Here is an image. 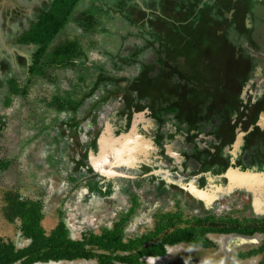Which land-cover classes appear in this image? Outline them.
Wrapping results in <instances>:
<instances>
[{"label":"flooded vegetation","instance_id":"1","mask_svg":"<svg viewBox=\"0 0 264 264\" xmlns=\"http://www.w3.org/2000/svg\"><path fill=\"white\" fill-rule=\"evenodd\" d=\"M136 1L150 11L144 0ZM197 6L200 12L215 16L196 21L199 37L188 35L182 27L174 30V17L168 36L158 35L154 26H150L152 32L131 26L121 17L125 31L104 36L101 43L93 42L94 37H85L88 42L78 34L70 36L69 47L74 50V42L78 43L82 55L70 57L71 65L58 62L53 83L45 77H31L32 55L20 53L17 43L41 8L30 9L24 0H0V76L13 80L21 67L27 77L21 86V112L30 119H25L29 122L22 140L25 134L31 135L26 142L30 153L37 146L43 153L41 140L52 143V137L60 136L61 161L81 151V158L74 160L75 170L66 177L72 185L82 176L85 185L79 198L89 203V214H99L100 221L94 226L89 220L75 228L60 219L57 225L63 223L72 240L85 242L106 235L121 237L127 245L136 242L134 248L115 251L121 255L138 254L147 235L151 239L142 248L179 231H192L210 240L207 247L186 241L167 244L163 255L140 257L142 264H171L172 247L184 243L193 249L208 248L213 243L210 234L264 235V231L217 230L264 225V0H201ZM177 32L179 36L172 35ZM18 54L27 58L26 66L19 65ZM4 59L12 65L5 74ZM38 91V102L31 103L32 94ZM8 98L2 102L4 107L13 101L11 97L7 105ZM43 133L46 138L41 139ZM127 139L137 149L134 163L120 161L114 146L120 147ZM106 148L110 159L120 162L113 165L112 174L98 160ZM51 165L56 172L58 166ZM35 200L41 201L45 218L46 202ZM132 222H138V230L144 229L129 236ZM86 247L97 254L110 253L93 242ZM77 260L100 264L99 255L48 262Z\"/></svg>","mask_w":264,"mask_h":264},{"label":"rangeland","instance_id":"2","mask_svg":"<svg viewBox=\"0 0 264 264\" xmlns=\"http://www.w3.org/2000/svg\"><path fill=\"white\" fill-rule=\"evenodd\" d=\"M50 2L51 0H24V3H27V6H29L30 9L33 8L34 10H36L38 7L44 8L46 4ZM100 3V0H82L75 13H77L79 16L80 12L88 9L87 14L89 15V8L97 9ZM105 12L107 11L97 12L99 17H102V19L97 26L98 31L95 30V32H91L92 35L89 34V30H86L83 24H78L77 21L73 22L72 20V24H67V27L62 29V31L56 36L53 45L61 43L58 48L69 51L72 50V47H69L72 44H67L69 43V40H71L69 39L70 36L75 37L76 34H78L79 37H83L82 40H88V42L90 41L89 38L94 37L97 38V40H92L93 42L101 43L104 36H116L120 32H124V19H121L120 16L117 17V15L116 17L111 18L110 15H107ZM29 23L27 24V27L30 25ZM108 29L110 30L109 33L105 32ZM99 36L103 37L99 38ZM19 50L22 54H31L30 51L26 52L25 46H19ZM54 52V57L58 61L63 57L66 59L70 56L65 54L59 55V52H56V49H54ZM17 69L18 71H15L13 75L16 77V79H18V81H20L21 86H24L27 77L25 76L24 70H20L21 67H18ZM0 77V119H4L5 122H8L5 126L6 130L3 131L0 137V160L4 159L12 161L9 167L4 170L0 169V237H3L5 240L13 239L16 242L18 248H22L30 243V240L24 237L20 230V220L10 221L4 214V197L6 192L10 189L14 192H19L24 198L29 197L32 199H44V202H46L44 206L46 205V208L44 211L45 218L42 224L47 232H50L51 229L57 225L60 219H64L68 224H71L70 226L75 228H77L78 225L89 223V220L95 224L94 226H96V223L100 221L99 214L93 213L90 215L89 203H81L79 198L83 193L81 188L85 185L83 182L84 179L81 176L79 181H77L75 184L69 185L71 183L66 177L69 172L75 170L76 162L74 160L81 158V151L78 153V155H76L75 158H72L71 156L67 157V155H65L61 161L58 155L60 146L57 144L60 141L58 138L60 139L61 137L54 136L52 137V143L48 140H41V143L44 144L42 147L43 153L39 152L40 148L38 146L35 149V153H33L35 150L30 153L28 144H26V142H29L32 136L25 134V140H22V133H24V130L27 126L26 124L29 122L25 120L28 118L27 113L21 112V109H23V95L22 93L19 95L12 93L15 90L17 84L16 81L9 80V76ZM47 80L48 79H46V81ZM33 87L37 88L34 86V84ZM40 93L41 92L38 91L32 94L30 99L32 101L30 102H38V96ZM6 96H8L9 99H11V97L13 98V101L10 103V105H8L9 107H4L2 105V102ZM32 119L35 120L34 117H32L31 120ZM43 137L46 138L44 133L43 136H41V139H44ZM47 137L49 139L51 138L50 136ZM32 143L33 141L30 142V145ZM132 143L133 141L131 139H127V141L122 142L123 145L120 147H117V145L114 143V146L117 148V151L120 154L118 156L120 161L127 160L128 163L136 162L137 157H135V151L137 149L132 145ZM24 144L27 146H24ZM110 155L112 154L109 153L108 149L106 148L102 158H99L98 160L100 161V166L104 169V171L112 174L114 172L113 165L117 164L119 159H110ZM36 162L43 163L45 166L41 167L42 165L36 164ZM48 164L57 165L58 169H56V172L55 169H53V165L48 166ZM57 170L60 171L61 176L57 174ZM76 173L77 175H80L79 172ZM72 186L74 187L71 189ZM92 189L96 191L98 190L97 187ZM143 190V188H139L140 192H143ZM148 198L151 199L150 197ZM80 211L82 217L79 214ZM83 216L86 217L85 220ZM143 229L138 230V222H132L128 226L127 235L134 236ZM78 233L79 230H75V234L79 235ZM210 238L213 240V243L208 248L199 247L193 249L184 243L172 247L174 255H171V264H178V262H181L180 264H259L264 257L263 253H257L252 256L243 254L260 246L264 242V235L262 234L248 237L210 234ZM94 262L95 261L92 262L89 260H77L75 262L51 261L48 263L39 262L36 264H94Z\"/></svg>","mask_w":264,"mask_h":264},{"label":"trees","instance_id":"3","mask_svg":"<svg viewBox=\"0 0 264 264\" xmlns=\"http://www.w3.org/2000/svg\"><path fill=\"white\" fill-rule=\"evenodd\" d=\"M81 1L82 0H52L47 7L41 8L38 12L37 19L33 20L17 38V43L26 46V50H29L31 47L33 48V51L29 50L32 51L31 63L29 64L32 78L36 79L37 76H41L54 83V70L57 63L61 61L64 66L67 64L71 65L73 62L69 61L70 57L73 55L76 57L82 55L78 43L73 44L75 45L74 50L68 49L70 52L58 48L60 45H53L56 36L72 20L75 22L77 21L78 24H83L85 29L89 30V34H91V32L93 33L95 30L98 31L97 26L102 19L97 12L107 11L105 13L110 15L111 18L119 15L121 18L128 20L131 26L142 27L144 30H149L150 26H154L153 28L156 29L158 35L168 36L172 29V26H170L171 23L169 22H171L172 17H174L175 23H177L173 27L174 30L178 27H182L188 35L199 37L200 27L197 26L196 29L194 28L196 21L200 20V22H204L212 18L215 19V16L209 14V11L206 14L199 11L197 5L201 0L191 1L189 3H184L182 0H179L176 4L172 5L168 4L170 0H144L145 7L149 8L151 12L144 9L136 0H100L101 3L97 9L89 8V15L87 14L88 9H86L80 12L78 16L75 11ZM172 35L179 36V33L177 32ZM181 36L184 35L181 34ZM54 49H56V52H59V55H70L69 58L67 57L66 60L63 57L59 61L56 60L54 57ZM83 55L85 59H88L86 53ZM17 61L22 67L26 66L28 62L27 58L21 54L17 55ZM10 64V61H6V59L2 61L4 74L12 70V65ZM79 66L81 67V65ZM101 79L102 77H99V81H101ZM13 81H16L17 84L12 93H22L20 81L16 78H14ZM99 81L96 83L97 85ZM34 82H36V80ZM10 100L11 99L8 98L7 105L10 103ZM5 126V120L0 119V137L3 131L6 130ZM10 164V160L1 159L0 169H6ZM4 198L5 205L3 209L6 218L10 221L20 220V230L25 237L31 239V242L27 246L18 248L13 239L5 240L3 237H0V264H35L37 262H48L50 260L90 258L95 255L100 256V264H115L114 260L126 261L130 264H142L140 261L141 256L146 254L163 255L166 252L167 244H175L180 241H186L193 245H203L205 247L211 244L208 238L198 237L194 235L192 231H185L183 233L179 231L174 234L162 236L152 245L142 248L141 245L151 239V236L147 235L141 240V244L139 245L140 248L136 255L133 252L129 255L115 254L117 249L134 248L136 242L131 241L127 245L121 242V237H106V235L96 236L85 242L74 241L68 236L63 223L57 225V227L50 232L46 231L42 224L44 214L42 212L43 207L40 200L24 198L19 192H14L11 189L6 192ZM217 230L223 233L236 230L243 234H253L256 231H264V225L262 224L260 226L259 223L253 224L252 226L243 224V227L233 229H231V227H220L217 228ZM90 242L98 244L100 248L109 249L110 253H94L92 249L86 247V243ZM257 253L264 254V242L247 254L252 255ZM259 264H264V257Z\"/></svg>","mask_w":264,"mask_h":264},{"label":"crops","instance_id":"4","mask_svg":"<svg viewBox=\"0 0 264 264\" xmlns=\"http://www.w3.org/2000/svg\"><path fill=\"white\" fill-rule=\"evenodd\" d=\"M13 0H11V2H12ZM52 1V0H51ZM3 3H4V0H3ZM51 3V2H50ZM50 3H48V4H46V6L45 7H47ZM27 4V3H26ZM72 22V21H71ZM71 22H69L68 24L69 25H71L72 23Z\"/></svg>","mask_w":264,"mask_h":264}]
</instances>
